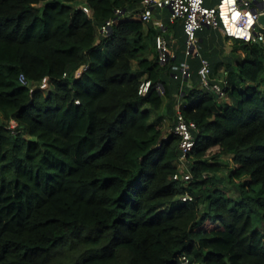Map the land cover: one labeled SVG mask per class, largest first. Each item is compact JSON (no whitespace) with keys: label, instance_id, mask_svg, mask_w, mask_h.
Here are the masks:
<instances>
[{"label":"trees","instance_id":"16d2710c","mask_svg":"<svg viewBox=\"0 0 264 264\" xmlns=\"http://www.w3.org/2000/svg\"><path fill=\"white\" fill-rule=\"evenodd\" d=\"M83 4L0 0V264H264V47L243 49L229 102L185 94L199 131L182 183L179 137L150 121L171 58L144 56L140 0ZM10 121L36 141L14 139Z\"/></svg>","mask_w":264,"mask_h":264},{"label":"built area","instance_id":"2783aa9c","mask_svg":"<svg viewBox=\"0 0 264 264\" xmlns=\"http://www.w3.org/2000/svg\"><path fill=\"white\" fill-rule=\"evenodd\" d=\"M205 0H143L142 8L138 12L144 23L150 21L154 6L167 7L170 10V21H181L185 41L189 50H193L197 44V32L203 27L218 30L224 37L230 40L242 42L244 44H255L264 47V24L259 22V17L264 15V0H217L214 5L206 6ZM83 11L87 14L90 10L83 6ZM117 13H120L117 11ZM108 20L99 27V32L106 35L112 25ZM163 24H160L162 29ZM155 48L157 51V60L161 65H165L171 58L169 47L161 35L155 38ZM88 66H82L75 71V76L79 77ZM183 77H188L189 72L185 65L180 67ZM201 85L204 89L211 91L219 100L227 97L229 87L228 80L221 83L211 81L210 62L202 58L201 66L198 70ZM66 74H64L65 76ZM19 82L22 86H30V82L24 74L19 75ZM43 80L41 83H47ZM151 82L143 81L140 84L138 94L144 96L148 93ZM156 89L162 92L161 86ZM79 104V101H76ZM16 126L11 121L10 128L14 130ZM198 127L193 121H186L182 113V108H177L175 112L174 126L170 133L179 137L178 142V171L172 176L175 181L187 183L192 181V174L189 170L188 155L195 146V135L198 133ZM180 203L193 201V197L187 192L179 197ZM181 264H190V259L186 256L180 257Z\"/></svg>","mask_w":264,"mask_h":264},{"label":"crops","instance_id":"0c3cea01","mask_svg":"<svg viewBox=\"0 0 264 264\" xmlns=\"http://www.w3.org/2000/svg\"><path fill=\"white\" fill-rule=\"evenodd\" d=\"M78 1V0H77ZM142 1L140 0V5H138L134 10L132 11H139L142 8ZM81 3V2H80ZM78 3L79 5H81ZM163 24L162 29H160V24ZM206 29V33L204 32ZM145 34L148 38V46L145 51V57L149 60H154L157 59V51L155 48L154 44V35L156 33L157 35H161L163 39L165 40L167 46L169 47L170 53H171V60L175 61L177 56L176 53L179 51V45L177 44V36H179L181 39L184 40V44L186 45V56H189L190 53H193L195 48L193 50H189L185 41L184 33H183V27H182V22L181 21H175L171 22L170 21V10L167 7H157L154 6L152 10V17L149 22L145 23ZM204 29V30H203ZM199 34L197 35V43L202 42V34L204 37H214L215 39L222 40L225 42L226 45V53L221 52L219 55L215 56L214 59H212L213 63L211 65V81L215 83H221L223 80H229L228 77L230 75V71L234 72L237 63L240 61V59L243 57L244 53H242L243 49L247 44H242L240 47H238V50H234L236 52V56H231V53L229 51L231 50V47L229 45L231 44L230 39H227L222 35V33L218 30L210 29L203 27L202 29L199 30ZM151 33V34H150ZM152 35V38H151ZM156 38V37H155ZM243 45H245L243 47ZM197 46V45H196ZM211 53V52H210ZM214 56V55H213ZM212 56V57H213ZM204 58V56H203ZM210 62V58H205ZM186 66V64H184ZM171 71L168 72L167 70L165 71L163 75V79L166 82L168 88H169V95L164 97V102H163V107L159 112H155L151 116V122L156 125L157 128H159L161 131L164 128V126L167 124L169 128H167L170 133V130L174 126L175 122V112L177 108H183L184 102H185V94L190 91V90H195V91H202L204 88L201 86L199 87H194L192 86L188 79L190 78L191 74L189 72L188 77H183L181 74V78L179 80V74L174 72L176 70H179L177 68V65L174 64V62L171 63ZM187 68V66H186ZM179 83L177 86L173 85L174 81H178ZM230 82V80H229ZM232 82V81H231ZM165 98L171 99V102L174 104L176 107L173 109V106H171L172 103H170L168 100ZM224 101L229 102L228 97ZM178 105V106H177ZM215 109H218L217 107Z\"/></svg>","mask_w":264,"mask_h":264},{"label":"rangeland","instance_id":"374dc122","mask_svg":"<svg viewBox=\"0 0 264 264\" xmlns=\"http://www.w3.org/2000/svg\"><path fill=\"white\" fill-rule=\"evenodd\" d=\"M83 2H84V0H78L77 1V3H80L81 5H84ZM216 2H217V0H205L204 4L206 6H211V5H214ZM199 32L200 31L197 32V35L199 34ZM204 32L205 33L207 32L206 29H205ZM202 38H203V41L202 42H198L196 44L197 46H195L194 52L190 53L189 56H186L185 52H186L187 48H186V45L184 44V40L181 39L179 36H177V39H178L177 40V44L179 45V49H178L179 51H177V53H176V56H177L176 60L172 61V62H174V64L177 65V68L179 69V70L174 71V72L179 74V76H180L179 80L181 78L180 67L182 65L186 64L187 69L190 71V74H191V76L188 79V81L194 87L201 86L198 70H199V68L201 66V59L203 58V56H204V58H210L209 59L210 60V64L212 65V63H213L212 59H214L215 56L219 55L221 52L226 53V50H225L226 49V45H225V42H223L222 40L218 41V39H215L214 37H212V38L211 37H204L203 34H202ZM242 44H243L242 42H238V41H235V40L231 41V44L229 45V47H231V50L229 51V53H231V56H236V52L234 50H238V47H240ZM242 53H244V52L242 51ZM172 62H169L166 65V70L168 72L169 71L172 72L171 68H170ZM179 80L178 81H174L173 85L177 86L178 83H179ZM36 89H39V90L43 91L45 94H47L48 92H50L52 90V88H51V86H50V84L48 82L47 83H40L37 86ZM165 99L168 100V98H165ZM169 100L168 101L170 103H172L171 99H169ZM221 101L223 102V100H221ZM171 106H173V109L176 108L173 103L171 104ZM4 122L5 121H4V119L2 117V114L0 112V125L3 124ZM15 124H16V122H15ZM10 125H11V121L9 122V124L7 126V129L9 130L10 135L14 139L15 138H20V139L24 140L25 142H34V141H36V139L34 137H30L29 135H27L25 133L19 132L17 130V124H16V126H14V130H12L10 128ZM169 126L167 124L164 126V128L162 129L163 133H165V134L169 133L168 132L169 130L167 129V128H169ZM231 158H232V155H226V156L222 157L223 161L231 159ZM223 173H225V172L223 171ZM224 177L225 176L223 174L221 179H220L221 182H219L218 180H215L217 186H219L220 188L228 186L227 182L226 183L222 182V180H225ZM229 193L232 194L233 196H237L236 192L233 191L232 189H230ZM69 244L70 243H67L66 247H68Z\"/></svg>","mask_w":264,"mask_h":264},{"label":"water","instance_id":"95a60500","mask_svg":"<svg viewBox=\"0 0 264 264\" xmlns=\"http://www.w3.org/2000/svg\"><path fill=\"white\" fill-rule=\"evenodd\" d=\"M125 10H123L120 14H124ZM259 22L264 24V15L259 17ZM245 45H243L244 47Z\"/></svg>","mask_w":264,"mask_h":264}]
</instances>
